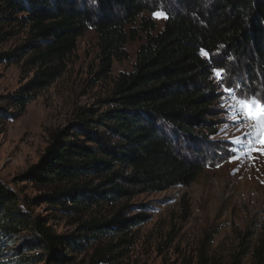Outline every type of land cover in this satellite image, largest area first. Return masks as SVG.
I'll return each mask as SVG.
<instances>
[{
	"label": "trees",
	"instance_id": "trees-1",
	"mask_svg": "<svg viewBox=\"0 0 264 264\" xmlns=\"http://www.w3.org/2000/svg\"><path fill=\"white\" fill-rule=\"evenodd\" d=\"M160 9L166 14L160 33L151 34L150 19L126 32L141 13ZM18 29L27 30L25 40L1 54L0 63H22L32 77L9 97L11 119L61 75L87 30L97 34L100 78L110 75L114 60L128 57L126 42L145 33L133 70L118 75L110 98L102 102L108 108L100 114L78 111L70 127L50 135L37 163L20 176L32 185H63L27 200L60 219L189 187L219 143L210 141L218 126L212 67L264 86V0H0V44L16 37ZM46 216H33L0 184V240L26 231L41 251L23 256L34 264H67L72 254L109 235L116 242L100 254L112 251L128 243L130 228L147 218H122L120 212L92 216L75 222L77 234L63 236Z\"/></svg>",
	"mask_w": 264,
	"mask_h": 264
},
{
	"label": "rangeland",
	"instance_id": "rangeland-1",
	"mask_svg": "<svg viewBox=\"0 0 264 264\" xmlns=\"http://www.w3.org/2000/svg\"><path fill=\"white\" fill-rule=\"evenodd\" d=\"M165 17L162 9L145 11L125 30L127 33L132 28L138 30L142 19H150L154 22L151 34L156 35L164 29ZM18 32L16 37L0 44V55L23 43L27 30ZM144 42L145 33L141 32L135 40H128L124 46L128 57L114 60L110 75L100 78L97 34L87 30L77 40L73 54L64 61L61 75L48 88L37 92L24 113L15 119L10 118L14 107L9 97L32 77V71L21 68L22 63H0V184L14 193L33 216L47 214L48 225L63 236L77 234L75 222L92 216L110 218L117 212L122 218L147 216L127 232L128 243L101 255L108 242H116L113 236L101 237L85 251L72 254L67 264H260L264 261V156L255 166L248 157L228 162L227 147L232 145L222 137L238 133L219 107L221 96L227 94L222 93L213 76L218 95V126L210 141L219 143L189 187L118 200L74 218L53 217L44 205L28 206L27 200L53 193L63 185H32L20 176L37 163L50 135L57 129L70 127L78 111L93 110L100 114L108 108L102 102L110 98L118 75L133 70L136 52ZM223 72V86L233 87L238 95L264 98L263 85L251 82L237 71ZM224 123L229 125L227 134L220 131ZM236 168L239 171L234 172ZM3 238L0 264H34L23 258L41 252L34 249V240L26 231Z\"/></svg>",
	"mask_w": 264,
	"mask_h": 264
},
{
	"label": "snow or ice",
	"instance_id": "snow-or-ice-1",
	"mask_svg": "<svg viewBox=\"0 0 264 264\" xmlns=\"http://www.w3.org/2000/svg\"><path fill=\"white\" fill-rule=\"evenodd\" d=\"M201 54L210 60V54L207 51L202 49ZM211 70L222 93L227 94L226 97L221 96L222 103L219 107L223 109L227 120L232 122V126L238 133L222 137L223 140L228 141L229 145H232L227 147L229 154L227 160L229 163H236L248 157L252 161V166H255V162L264 156V98L247 94L238 95L233 87L221 84L224 80L222 69L212 67ZM228 130L229 125L224 123L220 131L227 134ZM257 153L259 155H256ZM237 171L239 168L234 169V172Z\"/></svg>",
	"mask_w": 264,
	"mask_h": 264
}]
</instances>
